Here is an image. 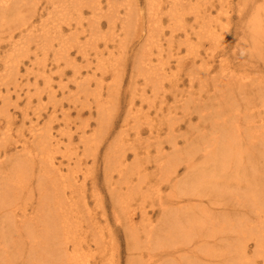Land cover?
<instances>
[{"label":"rangeland","instance_id":"374dc122","mask_svg":"<svg viewBox=\"0 0 264 264\" xmlns=\"http://www.w3.org/2000/svg\"><path fill=\"white\" fill-rule=\"evenodd\" d=\"M48 1L49 3H47ZM95 1L85 0V4ZM173 1L175 0H154L151 3L149 0H113L114 4L117 5L118 13L106 17L105 14L109 13L110 9L107 0H101L97 9L83 11L88 17V23H84L85 29L77 30L85 31L79 35L84 49L80 50L77 46H72L67 42L70 45L66 47V52L63 55L65 59L59 61V65L56 63L54 55L61 52L60 46L65 42L59 36L60 32L71 36L77 27L75 21L67 25L58 21L61 11L64 9L63 5L59 12L55 5H49L54 3L53 0H35L33 4L19 2L17 11L9 12L5 16L6 19H2L0 22V88H3V95L8 97V101L10 100L9 103L3 98L4 103H7L6 107L0 100V110L5 112L4 115H0V162L4 163L3 167L6 165L5 171L0 168V180L6 173H9L7 169L15 165L14 162L17 163L19 159L32 157V153L29 155L27 149L24 148L25 146H28V149L33 152L36 151L35 154H40L36 150L38 146L33 143V129L41 134L46 133V137L53 136V141L50 138L48 140L53 143L51 148L55 166L59 167L64 176H68V171L72 172L68 176L72 179L71 182L68 181L71 184L66 183L67 187H59L65 190L71 187L69 185H72L76 189L75 192H72V189L66 190V194L63 190H57L59 193L54 192L53 196H58L56 198L57 203L58 201L63 203L61 207L64 209L60 211L69 216V222L73 225V222L76 221L74 218H76L81 221L82 226V228L77 229L74 226L70 228L72 229L71 234H75V230H77L76 242L71 241L69 244L67 242L64 246L62 241L59 242L63 239L61 235L58 237V246L61 248L64 246L62 249L64 255H68L67 257L78 256L80 264H108L109 261L113 262L110 264H131L136 262L137 258L141 259L140 255L144 250L131 249L132 245L128 246L129 232L127 233L122 225L115 221V215H121V206L120 202L114 201L116 197H119V194L117 192L115 194L113 188H116L117 184L124 191L128 186L131 189L133 187V189L139 190L133 194L131 198L133 202H130L136 209L137 219L135 222L141 231L143 226L140 225L141 218L138 208L140 204H145L154 224L157 223L160 218L158 203L161 200L166 201V197L174 185L159 180V168L156 162L158 158H155L157 151L163 149L167 154L173 153L172 142L174 138L179 140L177 146L181 147L180 150H185V140H187L185 138H189L190 135H193L191 139L198 138L197 135L200 134V131H203L204 128H211L213 121L218 120L219 116L214 113V108L210 109V114H206L204 118H199L203 103L211 108L212 104L210 105L207 101H211L208 100V97L213 94V77L230 71L237 76L245 75L244 77L248 78L245 80L249 84L250 81L261 80V88L264 89V50L261 51L260 47L264 40L259 38L262 41H260L259 46L256 45L252 30H256L257 27L249 23L252 14L250 11H246L244 14L240 12L239 4L246 3L245 0H181L177 5L172 3ZM257 1L261 5L264 3V0ZM33 9L37 12H34ZM94 14L100 18L99 26L89 23L90 20L94 19ZM21 16H25L24 19H21ZM26 17L30 18L28 20L30 22L29 29L24 32L28 40L26 38L23 40L21 37L23 33L20 34V31L24 28L23 25L27 21ZM116 18L117 20H115ZM211 18L212 23L208 20ZM14 21L19 23H14ZM210 24L215 26L210 28L208 26ZM37 30L48 31L50 39L48 41L36 39L35 37L39 36ZM30 31L32 32L30 33ZM29 34L30 37L28 38L27 35ZM89 36H91L90 40H88ZM50 43L53 44V47L45 49V45ZM69 60L73 62H70L72 65ZM7 64L14 68L11 76L5 72ZM223 69H227V72H223ZM76 70L80 71V74L75 75L74 71ZM116 71H118L117 78L114 74ZM86 90L87 93H85ZM97 95L103 104V108L101 103H98L101 108L96 104ZM74 99H76L75 103L79 108L75 107ZM188 102H191L190 107L187 106ZM251 104H255L258 110L261 106L258 104V97H256L255 103ZM97 108L106 110L102 124L109 131V135H107L108 137L104 134L101 136L106 140L102 139L98 153L92 157L89 155L93 151L86 152L87 155L84 153V143L79 136L83 130L87 132L86 137L93 134L94 128L100 130L97 112L99 109ZM195 111H197L196 114ZM78 112H81V115H78ZM185 112L186 115L184 116ZM188 112L191 115H188ZM258 115L259 117L255 121L264 120V108L259 110ZM81 116L83 118H79ZM149 119L151 120L150 126L147 121ZM169 119H174L172 121L174 123L180 121L177 123L178 125L175 124L176 131L173 135L175 137L171 141L170 138L166 139L169 136ZM221 119L219 118V120ZM87 122H89V127L84 128L83 124ZM68 124L69 126H67ZM108 124L111 125L110 129ZM138 128L141 131L139 138L135 135ZM118 134L124 137L120 139L124 145L126 144L125 149L127 145V148H134H129L125 153L126 164L134 165L136 160L139 162V169L130 170L127 174L131 184L121 185L117 182L119 179L117 170L107 169L109 167L107 164L110 161L107 158L108 152L111 145L119 140ZM57 140H59L60 150L54 146ZM84 140L89 142L88 138H84ZM93 143L95 144L94 141ZM89 145H91L90 142ZM25 153L27 154L24 156ZM66 155H71L72 160L69 161L65 157ZM39 162L40 160L38 162L36 159L34 160L38 167L49 168V165L45 166ZM77 164H80L78 170L75 168ZM68 165H71V170H68ZM234 165L238 166L236 163ZM184 166L182 164L178 168L179 178H183L187 174ZM37 171L38 169H34L31 176L26 178L27 185L33 189V194L29 195L26 190V192L21 191L19 204H27L28 207L32 202L37 203L39 199V194L35 190L38 185ZM34 175H36V179H34ZM54 178L61 182L59 176ZM13 183L10 182L11 185ZM50 191L53 192L52 189ZM50 191L49 193H51ZM142 191L145 192L142 193ZM144 198L145 201L143 202L142 199ZM209 200L210 198L207 197L204 198L202 204L193 203L197 204V209L188 208L182 214L185 219L184 222L189 224L196 217L200 218L201 214H204L203 208L210 207L209 209L216 211L215 206L209 204ZM183 202V206H186L185 203L188 202V199ZM117 208L118 210H115ZM104 211L107 213L105 217L108 218L106 222L102 217ZM185 213L189 214V217H186ZM82 214L84 218H82ZM92 217L97 222L96 224L94 221V224L99 225L103 232L99 230V227L96 230H87V222L92 220ZM181 225L184 226L182 222ZM190 226L192 227L191 224ZM214 240L212 239L211 243H214ZM26 241L30 240L26 239ZM51 243L53 247L50 245V248L53 249L51 250L53 253L58 246L52 241ZM253 243L250 242L251 245L248 243L250 249L248 250L252 256L255 255V252L253 254L255 243ZM29 245L32 244L27 243L25 248L16 251V254L11 257V261L7 260V263L37 264V259H34L37 253L30 251L32 249L29 248ZM73 246L77 252L72 250ZM66 247H71V250L65 252ZM159 252L160 250L153 254L157 253L156 255H158ZM53 255L50 257V264L63 263L57 261L58 254L53 253ZM64 257L66 258V256ZM64 257L63 261H66L67 259ZM254 257L256 258V255ZM167 258L173 260L171 256ZM192 258H187L185 262L196 263ZM146 259L147 257L145 261L149 264L148 259ZM211 259L206 263L212 264L215 258ZM220 259V261L223 260L222 257ZM257 261L258 264H263L260 258H257ZM158 262L159 260L156 263Z\"/></svg>","mask_w":264,"mask_h":264},{"label":"bare ground","instance_id":"6f19581e","mask_svg":"<svg viewBox=\"0 0 264 264\" xmlns=\"http://www.w3.org/2000/svg\"><path fill=\"white\" fill-rule=\"evenodd\" d=\"M34 1L35 0H0V22L2 21V19H6L5 16H7L9 12L17 11V4L19 2H24L25 4L30 2L31 4H33ZM100 1L101 0H96L94 3L85 4V0H53L54 3L49 4L51 6L55 5L56 10H58L59 12L64 6V9L61 11L60 14L61 18L59 17V20L57 19L58 21H61L63 25L70 24L72 21H75L74 23L77 25L76 30L72 32L71 36H67L61 32L60 35L58 34L61 39H63V41L65 40V42H63V45L60 46L61 52L54 55L56 63H58V65L59 61L65 59L63 55L66 52V47H69L70 44L75 47L77 46V48L80 50L84 49V45L83 43H81L82 41L79 35H82V33H85V31L81 32V30L78 31L77 29H85V26L83 25L84 23H88V17L85 16L83 11L87 9H97V5L100 3ZM149 1L153 3L154 0ZM180 2L181 0H175L172 3L177 5ZM245 2L246 3L242 2V4H239L241 8L240 12L244 14L246 13V11H250V13L252 14V18L249 23L250 25L257 27L256 30H252V34L254 35V38L256 40V45L258 44L259 46L260 41H262L259 40V38H262L264 40V3L261 5L257 0H245ZM47 3H49V1ZM107 4L109 6L110 12L105 14L106 17L118 13V9L116 7L117 5L114 4L113 0H107ZM33 10L34 12H37L35 9ZM93 16L94 19L90 20L89 23L97 24L99 26L101 23L100 18H97L95 14ZM24 17L25 16H21V19H24ZM25 19H27V21L23 25L24 28L21 30L20 27V34L23 33L21 35L22 39H27L26 33L24 34V32L29 29L28 26L30 24V22L28 21L30 18L26 17ZM115 20H117V18ZM208 20L211 21L212 18ZM129 22L130 20L128 21V23ZM14 23L19 22L14 21ZM81 24L82 26H80ZM208 26H210V28H213L215 25L212 26V24H210ZM31 32L32 31H30V33ZM48 34V31H39V36L35 38L41 41H48L50 39L48 37ZM27 36L29 38L30 34ZM90 39L91 36H89L88 40ZM67 42L70 44H67ZM51 44L52 43L46 44L45 49L53 47V44L52 46H50ZM260 47L261 51L264 50V42H261ZM84 52L86 53V51ZM70 62L73 63L69 60V63ZM5 72L7 75L11 76V73L14 72L13 66L7 64V66H5ZM117 72L118 71L114 72V74H116V78L118 77ZM223 72H227V69H223ZM74 73L75 75H78L80 74V71L76 70L74 71ZM244 76H237L229 71L226 74L213 77L214 90L213 94L208 97V100L211 101H207V103H210V105L212 104L211 108H208L206 104L203 103L201 105V107L203 108H201L202 110H200L201 117L199 118H204L206 114H210V109L214 108V113H217V116L222 119L219 120L218 118L217 121H213V125L211 128H204L203 131H200V134L197 135L198 138L191 139L193 138V135H190L189 138H185L187 140H185L186 145L184 146V149H186L183 151L180 150L181 147L179 148L177 146L179 143V140H176L177 138H174V141L172 142V149L174 150L173 153L167 154L164 152L163 149H161V151L159 152L157 151V155L155 158H158L156 159L159 168L158 178L159 180L167 184L172 183L174 185L171 189L170 194L166 197V201L161 200L158 203L160 218L158 219L156 224H154V220H152V217L149 216V211H147L148 209L143 203L140 204V206L138 207L140 210L141 218L140 225L142 224L143 226L142 231L141 228L139 229L137 222H135L137 219V212L130 201L133 200L131 199L133 194L136 191H139L137 190V188L133 189L132 187V190L128 186L129 188L127 187V189L124 191L122 187L118 186L117 184L116 188H113L115 191L114 193L116 194L117 192L119 194V197H116L114 201L120 202L119 204L121 206V215H115V221H117L119 225H122V227L124 228V230L127 231V233L129 232L128 239L130 241L127 240L129 241L128 246L132 245L131 249H141L140 251L144 250L143 252H141V255L139 254L141 259L136 257L137 259L135 261L137 262V264H139V262L140 264H147L145 261L146 257L148 259L146 260L149 264H210L209 262H206L211 258H215L212 264H258L257 258H260V260L263 261L264 264V120L260 119L255 121L259 117V110H261V108H264V89L261 88V80L250 81L249 84L245 80L248 78ZM83 90L85 91V89ZM85 93H87V90ZM256 97H258V104L261 105L259 107V110L256 109L255 104H251L255 103ZM3 98L8 101V97L3 95V88H0V100L3 101V104L6 107L7 103H4ZM96 99L98 100L96 104L101 103L99 101V96ZM75 101L76 99H74L75 107L79 108V106L76 105ZM8 102L10 103V100ZM190 104L191 102H188L187 106L190 107ZM98 106L100 105L98 104ZM100 108H97L99 109L97 112L99 117L100 130L98 128H94L93 134L88 137H86L87 132L83 130V133L79 136L80 139L83 140L82 142L84 143V153L86 154V152L88 153L89 151H93L92 154H88L92 157H95L98 153L102 139L104 138H102L101 136L103 134L105 136L109 135V131L105 129V125L102 124L103 119L106 116V110H100ZM197 111H195V114ZM80 113L78 115H81ZM190 113L192 114L193 112L191 111ZM4 114L5 112H1L0 110V115ZM64 114H66V111H64ZM191 114H189L188 112V115ZM67 115L69 116V113ZM185 115L186 112L184 113V116ZM79 118L83 117L81 116ZM69 119L71 120V118ZM173 120L174 119H169V136L168 138L166 137V139L170 138V141L173 140V137H175L173 136L176 131L175 124L180 122L177 121V123H174L172 122ZM147 121L149 122L148 125L150 126L151 120L149 119ZM260 122L261 124H259ZM83 125L84 128L89 127V122L84 123ZM67 126H69V124ZM108 127L110 129L111 125L108 124ZM47 128L49 129V131H51L48 125ZM32 132L33 143L38 146L36 150H38L40 154H35L36 151L33 152L28 149V146H25L24 148L27 149L28 154L31 155L32 153V157H29V159H19L17 160V163L14 162L15 165L7 169V172L9 171V173H6V175L0 180V264H8L7 260L11 261V257L16 254V251L25 248L27 243L32 244L31 246L29 245V248L32 249L30 251H34L37 253L36 258H34L37 259V264H40L41 261L42 264H50V257L53 255V253L58 254L57 261L63 262L62 264H80L78 256L67 257L68 255H64L65 253L63 252L64 250L62 248L67 242L68 244L71 243V241L76 242L77 235L75 234L77 230H75L76 232L74 231L75 234H71L72 229L70 228H72V226H74L76 229L82 228L80 224L81 221H78V219L74 218L76 221H74L72 225L69 222V216L64 214L63 211H60L61 209H64V207H61L63 203L59 201L57 203L56 198H58V196H53L54 192L59 193L58 191L62 190L65 191V194L66 190L69 189H72V192L76 191V189L74 188V186L72 187V185H69V187H71L68 189H61V186H68L65 185L66 183L71 184L70 182L72 179H70L68 176L72 172L68 171V176H64L63 174H61V170L59 169V167L55 166L54 156L52 155L51 148V144L53 145V143H51V141H53V136L46 137V133H43V135L41 133H38V131L36 132V129H33ZM120 134H118L119 140H114L115 142L113 145H111V149L108 152L107 158L110 161L107 164V166L109 165L107 169L109 168L112 171L117 170V172L119 173V179L117 182L121 185H125L126 183H130L129 178H127L128 172L133 169L138 170L139 162L135 159L136 161L134 165L126 164L125 153L130 147L127 148V145L125 149L126 144L124 145V142L122 141V139H120L121 137H123ZM140 134L141 131L138 128L137 132H135V135L139 138L141 137ZM48 138L51 139L50 142ZM84 138H88L91 145H89V142L85 141ZM93 141L95 142V144L93 143ZM69 142L71 143V141ZM54 146H56V148L60 150L59 140L55 142ZM134 153L135 151L133 152V154ZM26 154L27 153H25L24 156ZM65 157L68 158L69 161L72 160L71 155H66ZM35 159L37 160V162L40 160L39 163L45 166L49 165V168L46 167V169H44L43 166L38 167V165H35L34 163ZM159 160L161 161V163ZM78 161L80 162V160ZM234 163L238 164V166L234 165ZM182 164L185 165L184 167H186L187 174H185L183 178H179L178 168ZM2 165H4V163L0 162V168L5 171L6 165L4 167ZM78 165L80 164H77L75 167L77 168V170ZM113 165L114 168H112ZM119 166L121 168L120 170ZM70 167L71 165H68V170L72 169V167ZM34 169H38V174H36L37 177L36 175H34V179L37 178L38 180V185L36 186L37 188L35 190L39 194V199L35 204L33 202L30 203V207L28 206V208L26 206L27 204L23 205L21 203V205L18 203V200H20L19 198H21V191L23 192V190H26L29 195L33 194V189L30 188L29 185H27L26 178L31 176V173H33ZM58 176L61 182H58L57 179L54 178H58ZM69 180L70 182H68ZM10 182L14 183L11 185ZM50 189H52L53 192L50 191ZM49 191L51 193H49ZM143 192L145 191H142V193ZM95 196L97 197V195ZM124 196L126 197L124 198ZM207 197L210 198L209 204L214 205L216 211L209 209L210 207H207V209L203 208L204 214H201L200 218L192 216L196 217V219L189 222V224L188 222L186 224L184 222L185 219L182 214L187 211L188 208H191L193 210L197 209V204H202L204 198ZM187 199L188 202L185 203L186 206H183V201ZM67 200L69 199L67 198ZM142 201L144 202L145 198L142 199ZM101 203H103L102 200ZM116 206L119 207L118 205ZM203 206H205L204 203ZM9 208L11 209L9 210ZM115 210H118V208ZM105 214L107 213L105 212L102 217L106 222L108 218L105 217ZM185 215L186 217H189V214L185 213ZM82 218H84L83 214ZM94 221L96 222L95 218L87 222V230L98 229L97 227H99V225L96 226L97 222L96 224H94ZM181 222L184 225L183 227L181 225ZM190 224L192 225V227L190 226ZM99 230L103 232L102 228H100ZM61 235L63 239L59 241L58 237ZM95 236L97 237L96 234ZM26 239H29L30 241H26ZM212 239H215V244L211 243ZM51 241L54 244H57V246L59 245L58 241H62V244H64V246L62 248L59 246V248L56 247L55 249L57 250H54L52 253L51 250L53 249L50 248V245L51 247H53ZM112 241L114 242L115 240ZM250 242L255 243V251H253V254L255 252L256 258L254 257L255 255L252 256L250 254L251 252H249ZM75 245L77 246V243H75ZM65 249L66 252L71 250V247H66ZM73 249L75 251L74 246L72 247V250ZM159 250L160 252L158 255H156L157 253L153 254L154 252H158ZM64 256H66V258ZM168 256H171L173 260H171V258L168 259ZM63 257L67 260L63 261ZM191 257H193L192 259H194L196 263L185 262L187 258ZM219 257H222L223 260L220 261L221 259ZM158 260L159 262L156 263ZM110 262L113 263L112 261H109L108 264H110ZM136 262H133L131 264H135Z\"/></svg>","mask_w":264,"mask_h":264}]
</instances>
